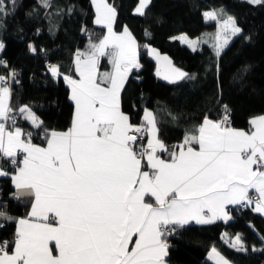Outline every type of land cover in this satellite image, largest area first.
<instances>
[{
  "label": "snow or ice",
  "instance_id": "obj_1",
  "mask_svg": "<svg viewBox=\"0 0 264 264\" xmlns=\"http://www.w3.org/2000/svg\"><path fill=\"white\" fill-rule=\"evenodd\" d=\"M149 2L139 0L136 12L143 15ZM92 3L94 22L105 26L107 35L77 51L79 79L64 77L74 102L68 130H46V147H41L31 142V133L24 140L19 128L6 130L0 122V158L16 166L12 180L18 194L32 197L29 218L17 223L11 253L7 241L0 245V264H166L167 237L177 228L227 221L228 205H254L255 212L264 214V116L250 121V133L228 126L227 117L213 121L205 116L169 150L155 136L152 112L145 110L137 127L121 111V91L131 69L140 67L135 40L127 28L120 34L113 31L115 9L105 0ZM41 6L50 7L49 0H41ZM0 13L6 14L4 0ZM204 15L217 18L215 12ZM240 31L232 17L223 21V43L218 30L213 45L217 57ZM174 39L193 50L199 42L185 35ZM101 57L108 58L112 71H98ZM50 71L57 75V66ZM169 71L176 79L187 75ZM7 98L10 88L0 76V121L11 119L14 125ZM19 113L34 127L41 126L27 106ZM145 138L147 143H140ZM17 150L24 154L22 160ZM232 246L243 250L239 235ZM213 254L216 264H228L215 249Z\"/></svg>",
  "mask_w": 264,
  "mask_h": 264
},
{
  "label": "trees",
  "instance_id": "obj_2",
  "mask_svg": "<svg viewBox=\"0 0 264 264\" xmlns=\"http://www.w3.org/2000/svg\"><path fill=\"white\" fill-rule=\"evenodd\" d=\"M106 1L115 9L114 32L127 28L137 43L140 67L128 76L120 94L121 111L131 124L142 123L145 110L152 112L158 139L171 149L205 116L215 121L229 113L231 128L247 130L250 119L264 114V2L150 0L140 15L134 13L139 0ZM49 3L50 7H42L41 0H4L6 14L0 13V62L18 70L9 116L15 118L16 128L31 132L32 142L40 145L45 143L46 130L63 132L71 125L74 106L63 78L76 77L77 51L88 50L90 42L98 43L106 35V29L94 22L91 0ZM208 11L217 13L215 22L205 20ZM228 17L241 31L217 57L210 36L217 22ZM179 35L199 41L195 50L174 39ZM150 47L166 55L186 77L160 80ZM47 63L57 66V77ZM3 69L0 64V74ZM98 71H112L107 57L100 58ZM23 106L41 123L39 128L19 113ZM0 171L7 173L0 175V213L4 214L0 240L8 242L10 251L17 222L27 216L31 200L15 194L16 170L10 160L1 163ZM238 235L243 250L232 246ZM167 243L168 264H212L206 259L212 249L230 264H264V217L247 207L229 221L177 228Z\"/></svg>",
  "mask_w": 264,
  "mask_h": 264
},
{
  "label": "crops",
  "instance_id": "obj_3",
  "mask_svg": "<svg viewBox=\"0 0 264 264\" xmlns=\"http://www.w3.org/2000/svg\"><path fill=\"white\" fill-rule=\"evenodd\" d=\"M92 1V0H91ZM105 2L107 3V1L105 0ZM108 4V3H107ZM108 5H110V4H108ZM92 6H93V9H94V13H95V16H94V21H95V19H96V11H95V7H94V5H93V3H92ZM208 12H211V11H208ZM134 13H136V14H138L137 12H136V8H135V10H134ZM206 13V12H205ZM204 13V14H205ZM204 17H205V15H204ZM115 21V20H114ZM96 24V23H95ZM96 25H98V24H96ZM99 26H103V25H99ZM114 26V22H113V25H112V27ZM105 29H106V35H107V28L105 27V26H103ZM125 29V28H124ZM124 29L120 32V33H122L123 31H124ZM128 30V29H127ZM114 31V30H113ZM120 33H117V34H120ZM180 40V39H179ZM189 40H192V41H194V39H189ZM183 45H185V43L184 42H181ZM136 58H137V63H138V55H137V43H136ZM1 49V48H0ZM151 50H155L154 48H149L148 49V52H149V55L154 59V61L156 62V75H157V77L160 79V80H162V81H165V82H174V81H178V80H180V79H176L175 78V76H174V74L172 73V72H170L169 71V69L170 68H175L173 65H172V63H171V61H170V59L166 56V55H163V54H161V53H159V52H157L156 50H155V52H152ZM155 53H159V58L157 57V55L155 54ZM167 58V62H170V64L169 63H167L165 60H164V58ZM74 64H75V61H74ZM139 69V68H138ZM137 68H132L131 69V71H130V73H129V75L133 72V71H135V70H138ZM175 69H177V68H175ZM75 71H76V66H75ZM181 71V70H180ZM159 73V74H158ZM53 75V74H52ZM59 74H57V75H53L54 77H57ZM128 75V76H129ZM165 76H168V79H165ZM72 79H79V74L76 72V77H74V78H72ZM63 80H64V82H65V84H66V86L68 87V90H69V99H70V96H71V88H70V85L65 81V79L63 78ZM9 100H10V98H7V103H8V105H9ZM70 101L72 102V104H73V106H74V102L70 99ZM121 108V107H120ZM74 112V111H73ZM260 116H264V114H262V115H260ZM257 117H259V116H257ZM257 117H254V118H257ZM254 118H252V119H254ZM252 119H250L249 120V127H248V129L247 130H241V131H245V132H248V133H250V132H252V131H254V128L252 127V125L250 124V121L252 120ZM204 120V119H203ZM203 120H202V122H201V124L203 123ZM214 121V120H213ZM1 122V121H0ZM30 123H31V121H29ZM72 122V121H71ZM130 122V121H129ZM31 125H32V123H31ZM133 125V124H132ZM71 126V125H70ZM134 126V125H133ZM16 128V127H15ZM15 128H13V129H10V130H12V131H14L15 130ZM234 129V128H233ZM21 131H22V129H20ZM237 130V129H236ZM22 133H23V131H22ZM155 136L158 138V135H157V130H156V132H155ZM23 137H24V135L22 136V139H23ZM33 143V142H32ZM146 143H147V139H146ZM33 144H35V145H38V146H41V147H46V140H45V143L43 144V145H40V144H37V143H33ZM170 150V149H169ZM160 155H161V158H163V159H168V156H167V153H164V152H160L159 153ZM20 166H22V165H20ZM16 173V172H15ZM14 173V174H15ZM13 174V175H14ZM12 175V176H13ZM12 183H13V180H12ZM13 186H14V183H13ZM14 190H15V194L18 196V197H22V198H30V200H31V204H32V197H29V196H26V195H19L18 194V190L15 188V186H14ZM147 201L148 202H153V200L151 199V198H147ZM235 205H228L227 206V211H228V213H229V215H230V208H233ZM252 208H254V205L252 206ZM30 209H31V205H30V208H29V211H30ZM29 211H28V213H29ZM257 213V212H256ZM259 215H261L262 217H264V214H260V213H258ZM25 218H29L28 217V214H27V216L25 217ZM25 218H23V219H25ZM230 220V219H229ZM229 220H227V221H229ZM223 221H225V220H223V219H220V220H216L215 222H213V223H211V224H214V223H216V222H223ZM18 223V222H17ZM188 225H210V224H196L195 222H191L190 224H188ZM185 226H187V225H185ZM16 228H17V225H16ZM53 248H54V245H51ZM11 251H12V249L9 251V253H11ZM210 252V251H209ZM208 255H209V253H208ZM208 255H207V257H206V259L210 262V263H212V264H216V256H215V254H213V261L212 260H209L208 259ZM165 260H166V264H168L167 263V257L165 258Z\"/></svg>",
  "mask_w": 264,
  "mask_h": 264
},
{
  "label": "built area",
  "instance_id": "obj_4",
  "mask_svg": "<svg viewBox=\"0 0 264 264\" xmlns=\"http://www.w3.org/2000/svg\"><path fill=\"white\" fill-rule=\"evenodd\" d=\"M0 64H1V67L4 68V69H3V70H4V73L0 74V76H2V77L5 78V81L7 82V86L10 88V91H11L12 81H13V79L16 77V75H17V73H18V70H16L13 66H9V64H8L5 60L1 61ZM46 65H47L48 67L51 68V67H52L53 65H55V64H53V63H47ZM55 66H56V65H55ZM12 73H15V75L12 76V75H11ZM225 117H227L228 126H230V114H229V113L224 114L221 118H219V119H217V120H215V121H221V120H223ZM2 122L5 123V125H6V130H10V129H13V128L16 127L15 124H14V125L12 124V120H11V119H9L8 121H2ZM142 123H143V122H142ZM142 123H139V124H137V125H135V126H137V127H138V126H141ZM28 133H31V132H26V133L24 134V137H23L24 140L29 139V137L27 136ZM32 140H33V135H32V133H31V142H32ZM145 142H146V138L143 139L142 141H140V143H143V144H146ZM23 156H24V154L20 153L19 150H17V159H18V160H22V159H23ZM6 160H10V159H9V158H0V165H1L2 162L6 161ZM10 164H11V168H12V169L17 170L16 166L13 165V164L11 163V161H10ZM247 207H248V206L235 205V206L232 208V210H230V217H231V219H233L234 217H239V216H240V212L243 211L244 209H246ZM234 214H236V215H234ZM231 219H230V220H231ZM1 226H2V225H1ZM174 233H175V232H174ZM174 233H173V234H174ZM173 234H172V235H173ZM172 235H170V236H172ZM170 236H168V237H170ZM4 242H5V240H2V241L0 240V245L4 244Z\"/></svg>",
  "mask_w": 264,
  "mask_h": 264
},
{
  "label": "rangeland",
  "instance_id": "obj_5",
  "mask_svg": "<svg viewBox=\"0 0 264 264\" xmlns=\"http://www.w3.org/2000/svg\"><path fill=\"white\" fill-rule=\"evenodd\" d=\"M245 1H247V2H249V0H245ZM149 4V3H148ZM252 4H255V3H252ZM138 5H139V3H138ZM138 5H137V7H138ZM136 7V8H137ZM147 7V6H146ZM205 20L207 21V22H215V20H212V19H206V17H205ZM222 29H223V21H220L219 23L217 22V24H216V30H215V32H214V35H211L210 36V38L212 39L211 41H212V43H213V45L214 44H216L217 43V33H218V30H221V32H220V36H219V42L220 43H223V40H224V38H225V36H224V34H223V32H222ZM128 32L131 34V36L133 37V35H132V33L128 30ZM239 34V33H238ZM238 34L237 35H235V36H231L229 39H228V43L226 44V45H224V47H223V49H225L237 36H238ZM181 35H179L178 37H180ZM134 38V37H133ZM188 38V37H187ZM189 39V38H188ZM135 40V39H134ZM180 42H184L185 43V45L186 46H188V47H190L189 46V44L186 42V41H181L180 40ZM135 46H136V40H135ZM150 48H153V47H150ZM191 49H193V47H190ZM155 49V48H154ZM222 49V50H223ZM156 51H157V49H155ZM158 52V51H157ZM2 122V121H1ZM213 250V249H212ZM212 250H210V252H209V255H208V259L209 260H212L213 261V255L210 257V253H212ZM216 253H218L217 251H216ZM221 256V255H220ZM225 259V258H224ZM226 260V259H225ZM228 262V261H227ZM228 264H230L229 262H228Z\"/></svg>",
  "mask_w": 264,
  "mask_h": 264
}]
</instances>
